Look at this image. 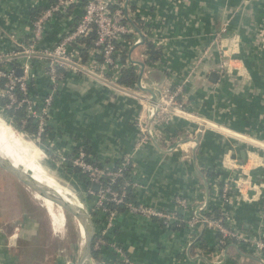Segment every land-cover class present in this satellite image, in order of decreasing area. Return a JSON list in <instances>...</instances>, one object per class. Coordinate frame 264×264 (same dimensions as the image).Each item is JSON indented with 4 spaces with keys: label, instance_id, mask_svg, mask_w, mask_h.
Listing matches in <instances>:
<instances>
[{
    "label": "crops",
    "instance_id": "0c3cea01",
    "mask_svg": "<svg viewBox=\"0 0 264 264\" xmlns=\"http://www.w3.org/2000/svg\"><path fill=\"white\" fill-rule=\"evenodd\" d=\"M49 1L0 0L1 59L28 45L31 11L47 7ZM113 1L123 5L126 16L128 7H134L128 16L143 29L128 25L133 36L119 42L127 64L137 66L136 83L132 89L120 88L117 82L125 66L120 56L114 67L103 69L90 51L81 61L85 70L62 71L39 150L60 159L78 147L88 148L109 167L129 156L131 176L141 184L136 201L172 211L175 199L181 198L188 204L186 214L196 215L218 208L229 228L251 241L264 237V149L252 145H264V0ZM75 17L64 13L51 18L37 51L52 49ZM144 38L160 48L158 62H146ZM24 55L14 61L19 63L16 70L28 62V81L33 80L36 94L46 95L49 59ZM212 74L217 75L214 83ZM175 85L182 89L183 112L173 110L165 118L160 139L137 145L138 124H149L158 95ZM205 169L219 177L205 178ZM1 178L0 216L10 229L0 227V264H19L22 244L35 236L37 223L29 211L35 203L5 173ZM223 184L231 186L233 196L226 204L220 197ZM48 213L43 225L47 219L54 221ZM114 229V238L133 264H264V253L234 243L220 246L215 231L202 224L171 230L123 212ZM202 238L213 251L199 249ZM110 257L107 252L105 264H111Z\"/></svg>",
    "mask_w": 264,
    "mask_h": 264
},
{
    "label": "built area",
    "instance_id": "2783aa9c",
    "mask_svg": "<svg viewBox=\"0 0 264 264\" xmlns=\"http://www.w3.org/2000/svg\"><path fill=\"white\" fill-rule=\"evenodd\" d=\"M75 0H56L53 5H50L45 11L38 15L30 26V39L28 45L22 49L20 53H15L0 58V99H6L7 103L4 107L6 111H16L23 108L25 117L20 121L21 127H25L28 121H32L36 126V133L32 136L35 143L40 144L42 137L46 134L49 117L50 106L53 99V94L57 90V83L62 79V71L67 68H78L85 70L86 67L81 64V49L84 46L78 43L79 40L87 37L90 32H94L95 48L87 50L94 51L97 56L102 57L100 66L103 69L114 67L116 58L113 54L116 50V44H119L123 35L130 34L131 31L124 22L127 18L122 4L113 0H87L82 11V16L75 22V26L68 29L58 39L56 45L50 50L37 51V45L42 40L46 23L58 14L66 13V10ZM139 42V41H138ZM137 42V43H138ZM37 55L39 57H47L49 63L46 67V74L49 77L50 86L48 93L41 99H33L27 94L28 70L29 63H25L20 70L22 75H17V70L12 67V63L21 55ZM24 55V56H25ZM26 57L27 59H30ZM62 71H59V70ZM121 88V87H120ZM17 92L21 93V97L17 96ZM182 94V89L179 87L175 92L170 90L162 91L158 97L159 100L153 106V114L149 120V124H138L139 138L137 145L145 142H155L161 138L163 134L160 128L164 123L165 118L171 111L183 112L181 107L175 104V96ZM65 156L60 157L62 167L70 166L78 171L80 175H84L89 184L87 193L93 197L92 212L98 213L100 224H94L95 235H98L94 247L100 249L106 244L105 238L109 236L115 226V219L119 215L111 210L108 206L124 205L125 213L133 216L143 217L147 220H152L160 224L166 229H178L180 224L187 229L192 230L196 225L202 224L204 228H210L219 236L217 243L220 246L225 243H234L239 247H247L257 253H264L263 238L251 241L243 233L231 229L225 223V219L220 214L217 220L207 219L205 215H196L187 213L188 204L184 199H175V208L172 211H163L151 206L144 205L138 201L125 202L126 190L129 189L133 194L141 187L140 182L133 179L131 176V159L129 156H124L120 159L117 167H109L106 165H95L89 162V155L82 148L75 149V154L69 161ZM124 174L128 175L127 183L121 191L112 189V184L117 178H124ZM244 183V182H243ZM241 183V184H243ZM98 185V190L93 191L91 185ZM240 191L241 186H237ZM220 197L223 204H226L231 199V186L223 184L220 190ZM203 209L201 212H203ZM116 255V257L124 264H132L130 259L125 254V251L114 243L107 245Z\"/></svg>",
    "mask_w": 264,
    "mask_h": 264
},
{
    "label": "trees",
    "instance_id": "16d2710c",
    "mask_svg": "<svg viewBox=\"0 0 264 264\" xmlns=\"http://www.w3.org/2000/svg\"><path fill=\"white\" fill-rule=\"evenodd\" d=\"M121 2H124V0H120ZM56 2V0H50L49 1V5L47 7H42V8H39V9H35V10H32L31 11V18L32 20H34L38 15H40L43 11H45L50 5H53L54 3ZM86 2L87 0H75V3L71 4L69 6V8L66 10V16H73V15H76L75 17V22H77L80 17L82 16V11L84 9V6L86 5ZM135 8L132 7V6H129L128 7V12H127V16L128 14H130L132 11H134ZM59 16L61 14H58ZM135 19V18H134ZM124 22L127 24V25H131L137 29L140 30V25H139V21L138 20H132L130 19V17L128 16ZM75 26L74 22L72 23V25H70V30ZM142 29V28H141ZM143 31V29H142ZM133 36V34H128V35H123L122 36V39H125V40H129L130 37ZM95 39H96V36L94 34V32H90L88 34L87 37L83 38L82 40H79L78 43L82 44L84 46L83 49H81L80 53H81V61L84 63L86 61V59L88 58L89 56V53L87 50H91V49H94L95 48ZM116 50H115V53L113 54V57L114 58H117L118 56H120L121 58V62L125 65L122 69H121V72H120V77H119V80H118V85L120 87H123V88H126V89H132L133 86L135 85L136 83V80H137V74H138V69H137V66L135 65H132V64H127V61H126V56L124 55V52L122 50V47L120 48V45L119 44H116ZM143 48H144V55L146 56V62L148 63H156L158 62L161 57H162V52L160 50V48L158 46H156L154 44V42L151 40V39H147V38H144V45H143ZM121 50V52H120ZM98 61L99 63L102 62V57L101 56H98ZM85 59V60H84ZM147 63V64H148ZM13 68L17 69L19 68V63H16L14 62L13 64H11ZM59 71H62L61 69ZM49 88V86L47 87ZM177 86H173L171 87L170 91L171 92H174L176 90ZM27 94L28 96L30 97H33V99L37 100H41L44 96V95H39L36 94V86L33 82V80L31 81H28L27 83ZM17 96L18 97H21V93L17 92ZM7 103V100L6 99H0V108H2V110L6 111L4 109L5 105ZM175 104L181 108H185L186 106V103H185V100L183 99V93L182 94H178L177 96H175ZM9 115V117L12 119V122L13 124L18 128L20 129V131L29 136V137H32L35 135L36 133V126L35 124L32 122V121H28V124L25 126V127H21V123L20 121L25 117V112H24V109L21 108V109H18L16 111H6ZM88 148H87V155L89 154L88 153ZM75 154V150L68 156H66V160L69 161V159L74 156ZM52 159V161L54 163H56L58 166L60 165L59 162H58V158L57 157H52V155H49ZM89 162L95 164V165H102L101 161L99 159H97L96 157H94L93 155H90L89 154V159H87ZM120 161L118 162H115V167H117L119 165ZM59 169L62 170L63 173H68V174H71V175H75L77 181H80L82 182V185L84 186V188L87 190V188L89 187V184L86 180V177L84 175H80L78 173V171L72 169L70 166H67V167H64L62 168L61 166H59ZM203 175L205 178L207 179H211V178H217L219 177V174L218 173H214L212 172L211 170L209 169H205L203 170ZM127 180H128V175L127 174H124V178H117L115 180V182L111 185L112 186V189L115 190V191H121L123 188H124V185L125 183H127ZM88 198L90 199L89 201V206H90V215L92 217V220L94 222V224L98 225L100 224V219H98V213L96 211H93L92 212V208H93V197L91 195L88 194ZM125 202H135L136 201V198H135V195L130 192L129 189L126 190V196H125ZM111 210L117 212L118 214H121L123 212L126 211V207L124 205H118V206H114L112 204H110L108 206ZM205 217L207 219H212V220H217L218 218H220V213L218 212V208H212L210 207L205 213H204ZM184 225L180 224L179 228L178 229H181L183 228ZM173 230H176L173 228ZM116 229H113L111 231V233L109 234L108 237L105 238V241H106V244L108 245V243H114L116 244L117 246H121L117 241L116 239L114 238L115 236V232ZM98 238V235L96 234L94 236V239H93V242H92V249H91V257L92 259L95 261L96 264H102L104 263V256L108 253H110V263L111 264H124L123 262H121L117 257L116 255L114 254V252L107 246L105 245L104 247H101L100 249H96L94 247L95 243H96V240ZM220 238L219 234L217 235V239ZM199 242V249L203 250V251H213V250H208L207 249V244L206 242L204 241V239H199L198 240ZM263 242H264V238H263ZM225 244H228L225 243ZM212 249V248H211ZM126 254V252H125ZM127 255V254H126Z\"/></svg>",
    "mask_w": 264,
    "mask_h": 264
},
{
    "label": "rangeland",
    "instance_id": "374dc122",
    "mask_svg": "<svg viewBox=\"0 0 264 264\" xmlns=\"http://www.w3.org/2000/svg\"><path fill=\"white\" fill-rule=\"evenodd\" d=\"M0 120L4 123V125L8 126V128L12 130L11 131L12 133H15L20 137H24L33 143V145L38 149V151L47 158V161L44 162L43 165L50 170V172L52 173L55 179L60 180L64 183H69V185L72 187V190L74 191V194L78 200L80 207L84 211H88V213L90 214V206H89L90 199L88 198L87 190L82 185V182L77 181L74 174L71 175L68 173H63L62 170L57 168L56 165L52 163L53 161L51 157L49 155H46L43 150H41L43 151V153L39 150L41 148L40 144L42 143L37 144L34 142L32 137L23 134L20 131V129H18L13 124L12 119L9 117L8 113L2 110V108H0ZM207 127H212V126L207 125ZM252 145L257 146L256 143L254 144L252 143ZM58 162L59 164H62L61 159H58ZM0 176L1 177L4 176V173L2 171H0ZM37 178L41 181H45L52 185L55 186L58 185L57 187H59L60 185L52 182L50 179L46 177H37ZM3 183L4 180L1 178L0 185H4ZM28 194L32 198V201L35 203L34 204L35 206H32L29 211L32 212V215L34 216L37 225L35 226L36 227L34 232L35 236H33V238L31 239L27 238L24 242L25 245L22 244L24 248L22 247L21 248L24 249L25 252L20 254L18 253L20 257V259L18 260L19 264H78L79 253L81 249V238L76 228L70 223L64 224L62 219H60L57 216H53L54 221H52L51 219L48 220L47 214L45 218L47 220L43 225L42 223L44 221L43 218L45 216L46 209L43 207V205L39 200L35 199L30 193ZM64 204H66L70 208L69 204L67 203ZM48 215L51 216L49 213ZM4 221L5 220H3V218L0 216V227L4 232H8L10 226H5ZM48 221L49 222L51 221V224L55 222V224L52 226L50 223H48ZM8 224H10V222ZM52 229L54 231L53 234H52ZM93 263L96 264L94 260Z\"/></svg>",
    "mask_w": 264,
    "mask_h": 264
},
{
    "label": "water",
    "instance_id": "95a60500",
    "mask_svg": "<svg viewBox=\"0 0 264 264\" xmlns=\"http://www.w3.org/2000/svg\"><path fill=\"white\" fill-rule=\"evenodd\" d=\"M139 44V43H138ZM136 44V45H138ZM143 65H141V71L138 76V87L140 86L141 75L143 72ZM17 75L21 76L22 71L19 69ZM217 79L216 74H212L209 78L211 82H215ZM116 89L121 90L117 86ZM153 95L151 91L148 90ZM155 94L153 98H155ZM155 101V100H154ZM208 126H212L207 123ZM213 127V126H212ZM222 131L227 132L222 129ZM230 133V132H227ZM254 144V143H253ZM257 144V143H256ZM257 146L264 149V145L257 144ZM241 157L245 159V152L241 153ZM260 165L264 168V153L260 157ZM0 170L7 176L19 184L26 192L30 193L35 199L39 200L43 207L52 215L59 217L65 223L72 224L78 231L81 238V249L79 253L78 264H94L91 257L92 242L95 236L94 225L91 220L88 211L83 210V214H77L69 211L65 208L47 188L45 183L38 181L32 173L22 167L21 164H17L14 158L0 149ZM93 191L98 190V185H91ZM199 216L200 213H197Z\"/></svg>",
    "mask_w": 264,
    "mask_h": 264
},
{
    "label": "bare ground",
    "instance_id": "6f19581e",
    "mask_svg": "<svg viewBox=\"0 0 264 264\" xmlns=\"http://www.w3.org/2000/svg\"><path fill=\"white\" fill-rule=\"evenodd\" d=\"M8 126L0 120V149L11 155L17 164H21L23 168L28 170L38 180L37 177H46L59 187L45 183L47 188L51 191L53 196L69 211L77 214H83V209L80 207L78 200L69 183H64L53 177L49 169L43 163L47 158L41 154L32 142L24 137H20L11 132ZM34 164V165H33ZM70 205V208L64 204Z\"/></svg>",
    "mask_w": 264,
    "mask_h": 264
}]
</instances>
